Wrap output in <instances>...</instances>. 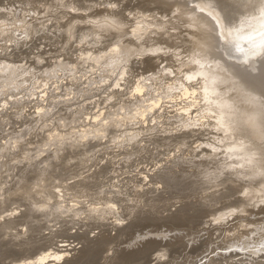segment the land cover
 I'll return each instance as SVG.
<instances>
[{
  "label": "bare ground",
  "instance_id": "bare-ground-1",
  "mask_svg": "<svg viewBox=\"0 0 264 264\" xmlns=\"http://www.w3.org/2000/svg\"><path fill=\"white\" fill-rule=\"evenodd\" d=\"M103 1L0 2V178L2 169L58 178L59 192L37 184L30 211L113 224L131 246L164 234L168 246L182 240L187 261L197 253V264H264V0H148L150 10L129 11ZM189 90L200 100L173 103ZM148 155L160 157L151 179L140 162ZM124 168L141 184L121 183ZM189 169L200 180L188 188L179 177ZM159 183L168 198L149 203ZM186 207L195 214L181 219ZM132 223L144 225L135 236ZM61 234L32 242L39 256L19 264H55L65 250L43 251ZM228 248L246 254L216 253Z\"/></svg>",
  "mask_w": 264,
  "mask_h": 264
},
{
  "label": "rangeland",
  "instance_id": "rangeland-1",
  "mask_svg": "<svg viewBox=\"0 0 264 264\" xmlns=\"http://www.w3.org/2000/svg\"><path fill=\"white\" fill-rule=\"evenodd\" d=\"M12 1L15 2V0H12ZM101 1H103V0H101ZM143 1L144 0H138V1L137 0H120V3H122V5L124 4V7L128 11L133 10V9L150 10L151 7H153V6L150 7V5H149L150 3L148 2V0H146L145 2H143ZM0 2L2 5H5V3L8 2V0H0ZM46 2H47V0H41L40 6H42V5L44 6V4H46ZM146 4H147V6H144ZM16 5L20 9L27 7L25 2H24V4L21 3V5L19 2ZM148 6L150 7V9H148ZM145 7H147V8L145 9ZM46 49H48V48H46ZM162 66H169L170 69L175 68L174 64L168 60L163 61L161 64V67ZM139 70L142 71V68H140ZM157 73L158 72H155L154 78H156L158 76ZM145 91H146L145 88L141 89L140 95L144 96L146 93ZM193 92H194L193 90H189L187 95H184V92L178 93V95L175 99V102H173V103L175 104V103L181 101L182 99H184L185 97H188V96H189V98L194 97L196 99V101H199L200 100L199 95H195V94H193ZM43 93H44V91H42L40 94H43ZM39 100L40 101L38 103L43 106L45 104L44 100H46V98L42 97V98H39ZM168 102H169L168 100H162L161 99L160 101H158L156 103L163 104L164 106H166L164 108L165 112H169L172 108L169 107ZM148 103H154V102H147L145 104H148ZM178 107H181V106L179 105ZM174 108H177V107H174ZM145 114L147 116V120L144 123L145 128H143V129L148 130L149 127H151L154 124V121L150 117V112H146ZM6 128H7V130L9 129L8 126ZM57 131H59V130H57ZM152 151H154V150H152ZM155 157H156L155 155L154 156L148 155L147 157L144 156L142 158L144 161L142 159H140V162H142L141 163L142 165H144V163H145V165H147L146 167L144 165L143 168L144 169L147 168L146 170H149V172L146 173V175L148 174L147 176H150V179L152 178V176H154L153 171H151L152 174H149L150 170H153L152 165L155 163V161L157 162L156 158L160 159V157H156V158ZM154 158L156 160L151 161ZM137 162H135V165L138 164L140 166V169H141L142 166H141L139 160ZM139 166H138V168H139ZM135 168L136 167L134 166L132 169H135ZM124 169H126V170H124ZM124 169H122V171H120V173H122L123 171L125 172V173L123 172L124 174L123 173L121 174V176L119 178L120 182H121V180L126 181V179H129L127 181H129L130 185L132 183H134L132 185L135 186L136 184L140 183L136 179H133L134 177L132 176L133 174L136 173V171H138V169H135L136 171L134 170V173L132 172L131 174H130V172H128V171H131L130 169H128V168H124ZM126 171H127V173H126ZM1 172L2 173L4 172V173L1 175V178H0V182H1L0 183L1 184L0 185V192H1L0 193V197H1L0 198V264H19L20 262H23V261L34 262L36 257L39 256L38 255L39 253L37 252V250L34 251V249L32 251V248H31V245L33 247L32 242L34 243V241L37 239L56 237L60 233H62V234H61V236H59L57 238L58 240H57L56 244L48 245V246H46L47 248L45 250L43 249L44 250L43 252H48V251L62 252V250H65V251H63V253H61L59 255L60 258L56 259L57 261L55 264H105V262H104V261H106L105 257H108L109 260L112 261L114 259V255H113L114 250L119 249V248L128 249L127 258L126 259L124 258L123 259L124 261L122 260L121 262H119V264H167V263L168 264H176V263L177 264H197L196 262H194L196 259L199 258V256H196L197 253L196 254L194 253V255H192V256H195L194 261H187V259H186L187 255L186 254H188V253L184 254L186 249L183 248V242L181 239H180V242L178 245L176 243H174L173 245L169 244V246H168L164 243H161L163 241H161L162 239L160 240V238H166L164 234H161L160 235L161 237H158L156 235L158 238L154 235V237L151 236L149 238L139 239L137 241L138 243H140L139 245L131 246L130 243L126 241L127 239H121V238L118 239V237L121 235V233H119L118 230L114 228L113 224H110V223L103 224L100 222H91V223L88 222V224H87V222H84L86 225V226H84L83 222H79L80 224H82V226H79L76 224V221H79V220H76L77 217H75L72 219H74L76 221L72 220L73 224L69 225L67 223H64L63 219H57L53 216H47L45 213H43V211H41V210L39 211V209L38 210L35 209V210L30 211L29 210L30 198L33 197V199L35 201H38V195L39 194L33 193L34 188L37 186L38 183L42 182L41 184L46 185L47 188L51 192H59L61 190V188L64 189L63 185L65 182L61 183V180H59L58 178H55V177H53L52 180L40 181V176L38 173L25 172L24 174H19L18 169H10V170L2 169ZM130 175L133 178H131ZM129 177L132 179V181H130ZM179 178H180L179 180H182L185 182V186L187 185L188 188L191 187L192 185H194L195 182H199V180H200V177L198 175V171L194 170V169H191V170L189 169L187 171H184L180 175ZM148 179H149V177H148ZM135 182H139V183H135ZM14 183L17 185L21 184V185H19L20 187L18 188V190L14 189L12 187V184H14ZM124 183H127V182H124ZM158 185L160 186L159 191L155 192V194L158 193L156 195L157 198L155 199L154 197H149L147 199L149 203L153 204L156 202L159 204H163L164 201H166V199L168 198L169 192L165 190L164 184L159 183ZM188 193H189V191H187V192L183 191L182 196H184ZM178 201H179V199H178ZM178 201L177 200L173 201V203L176 202V204H175V206H173L171 208L172 211H174L176 209V207L178 205ZM145 211L147 212V215H150V216L153 215L152 217L156 216L155 217L156 219L158 217L162 218V215L158 214L160 211L158 209L156 211L153 209H147ZM193 211H194V209H192L190 207H186L185 213L187 215H185L184 217H180V218L186 219L188 216L194 215L195 212H193ZM190 212H191V214H190ZM10 213L12 215L6 216L7 214H10ZM81 215L80 216L78 215V219H80L83 216L80 219V221H82L85 218V214H83L82 216ZM64 219L69 221L71 218L67 216V218H64ZM157 221H159V219H157ZM126 224H127V221H126ZM99 225H100V227H99ZM131 225L132 226H130V229L133 232H135L134 236L137 234L138 231H141L140 229H142L144 227V225L139 224V223H135V225L132 223ZM110 227H112V228H110ZM138 227H139V229H138ZM151 227L145 228L144 230H146V229L148 231H150L151 229L153 230L154 226L151 225ZM53 229H55V230H53ZM85 229H86V231H85ZM18 232L19 233L21 232L20 233L21 237H19V239L16 238L17 239L16 240V239H14V235L18 236V234H19ZM53 234H54V236H53ZM172 234H175V232ZM172 234L169 233L167 240H169L171 238V236H173ZM200 236H202V235H200ZM200 236L196 235L195 237L198 238ZM12 238L14 239V241ZM23 238H26V239H24L22 242H27V243H31V244L24 245V246L20 245L19 241H20V239H23ZM187 239H191V238H187ZM201 239H202V237H201ZM65 242H67V243L65 244ZM165 242H168V241H165ZM61 245H64V246H62L63 248H61V247L59 248V246H61ZM65 245H69V246H65ZM71 246H73V248ZM51 247H53V248H51ZM55 248H57V249H55ZM189 250H194V247H192V249H189ZM237 251H239L241 253H245L244 250H239L237 248H228L227 250H217L216 253H223V254L228 253V252L235 253ZM102 252H104V254ZM165 252L167 253L166 255H165ZM161 253H163V254H161ZM196 257H198V258H196ZM95 258H97V259H95ZM245 258H247V257H245ZM236 259L239 261L240 258L237 257ZM236 259H235V261L237 262ZM251 259L252 258L250 257L249 260H248V258L245 260L250 261ZM204 261H205V259H204ZM204 261L202 260V262H204ZM251 261H250V264L255 262V260H253L252 262Z\"/></svg>",
  "mask_w": 264,
  "mask_h": 264
},
{
  "label": "snow or ice",
  "instance_id": "snow-or-ice-1",
  "mask_svg": "<svg viewBox=\"0 0 264 264\" xmlns=\"http://www.w3.org/2000/svg\"><path fill=\"white\" fill-rule=\"evenodd\" d=\"M119 2H120V0H114V4H113V6L119 4ZM230 250H231V249H230ZM253 264H255V262H253Z\"/></svg>",
  "mask_w": 264,
  "mask_h": 264
}]
</instances>
